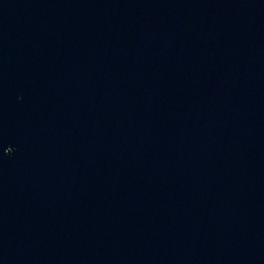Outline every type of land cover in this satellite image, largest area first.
<instances>
[{
	"label": "water",
	"instance_id": "obj_1",
	"mask_svg": "<svg viewBox=\"0 0 264 264\" xmlns=\"http://www.w3.org/2000/svg\"><path fill=\"white\" fill-rule=\"evenodd\" d=\"M0 264H264V0H0Z\"/></svg>",
	"mask_w": 264,
	"mask_h": 264
}]
</instances>
